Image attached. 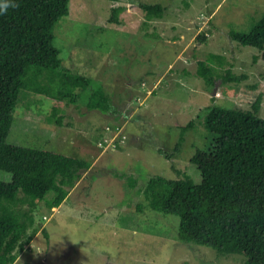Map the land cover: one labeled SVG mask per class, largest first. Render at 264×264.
I'll use <instances>...</instances> for the list:
<instances>
[{"label":"rangeland","instance_id":"1","mask_svg":"<svg viewBox=\"0 0 264 264\" xmlns=\"http://www.w3.org/2000/svg\"><path fill=\"white\" fill-rule=\"evenodd\" d=\"M143 4L162 5L163 16L150 20ZM114 7L124 9L120 24ZM263 14L264 0H70L69 15L54 27V45L66 73L82 74L91 84L74 91L81 94L75 102L22 91L7 142L93 166L59 207L37 203L26 237L32 239L14 264H245V255L222 256L180 242L179 217L152 210L143 190L155 176L187 174L201 182L190 159L197 148L215 144L204 126L206 107L249 111L261 94L257 115L264 119L261 52L230 37L231 31L249 32ZM199 61L213 66L215 86L198 76ZM228 69L248 79L224 82ZM44 73L34 88L70 91L59 71ZM99 87L109 95V113L87 106ZM191 120L195 126L175 152L181 128ZM115 125L126 140L112 149L107 128ZM0 181L11 182L12 175L0 170ZM14 208L22 213L30 206L19 202Z\"/></svg>","mask_w":264,"mask_h":264},{"label":"trees","instance_id":"2","mask_svg":"<svg viewBox=\"0 0 264 264\" xmlns=\"http://www.w3.org/2000/svg\"><path fill=\"white\" fill-rule=\"evenodd\" d=\"M141 8L150 20L164 13L159 4ZM123 10L113 8L115 23L120 24ZM69 13L70 0H9L0 12V170L12 175L11 182L0 181V264H14L18 252L30 243L32 238L26 237L34 225L37 203L59 207L93 166L86 159L7 142L22 91L38 90L53 99L75 102L81 94L74 91L85 92L91 84L82 74L66 73L54 45V27ZM230 37L257 48L264 60V14L249 32L231 31ZM46 71H59L62 85L70 91L51 94L48 88H34L33 81ZM197 74L208 86H215L216 72L210 62L199 61ZM221 78L230 83L248 79L231 69ZM261 103L260 94L249 111L206 107L204 126L215 135V144L212 150L197 148L190 159L201 173V182L195 183L187 174L178 179L155 176L143 190L152 210L179 217L180 242L211 247L222 256L245 255V264H264V119L257 115ZM87 106L104 113L113 108L102 87L92 92ZM57 120L62 122L60 117ZM194 126L191 120L181 128L175 152ZM49 193H53L50 199ZM19 202L28 203L30 209L20 213L14 208Z\"/></svg>","mask_w":264,"mask_h":264},{"label":"built area","instance_id":"3","mask_svg":"<svg viewBox=\"0 0 264 264\" xmlns=\"http://www.w3.org/2000/svg\"><path fill=\"white\" fill-rule=\"evenodd\" d=\"M109 130V132L112 133V142L109 146V148L111 147L112 149H115L116 147H118L120 144L124 143L126 140V135L123 132L122 128L120 127V125H115L112 128H107ZM109 140H106V142H108Z\"/></svg>","mask_w":264,"mask_h":264},{"label":"clouds","instance_id":"4","mask_svg":"<svg viewBox=\"0 0 264 264\" xmlns=\"http://www.w3.org/2000/svg\"><path fill=\"white\" fill-rule=\"evenodd\" d=\"M9 0H0V12H3L8 7Z\"/></svg>","mask_w":264,"mask_h":264}]
</instances>
